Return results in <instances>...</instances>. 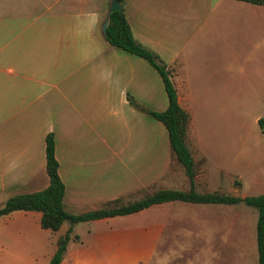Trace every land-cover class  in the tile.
<instances>
[{
	"label": "crops",
	"instance_id": "obj_1",
	"mask_svg": "<svg viewBox=\"0 0 264 264\" xmlns=\"http://www.w3.org/2000/svg\"><path fill=\"white\" fill-rule=\"evenodd\" d=\"M122 1L132 37L166 66L188 114L191 181L170 154L163 124L129 103L161 111L167 98L146 60L104 40L105 0H0V206L10 195L47 186L48 134L69 213L156 189L264 193V131L258 126L264 118V5ZM241 102L254 110L243 124L255 133H225L223 126H240ZM208 112L215 116L214 136L197 129ZM213 139L214 156L203 145ZM208 157L216 158L214 166ZM238 204L171 200L62 222L53 231L40 226L39 211L13 210L0 216V264H47L69 228L78 239L67 241L57 264H151L177 238H193L200 264H257L256 211L253 216Z\"/></svg>",
	"mask_w": 264,
	"mask_h": 264
},
{
	"label": "trees",
	"instance_id": "obj_2",
	"mask_svg": "<svg viewBox=\"0 0 264 264\" xmlns=\"http://www.w3.org/2000/svg\"><path fill=\"white\" fill-rule=\"evenodd\" d=\"M120 7L107 11L104 40L113 48L137 55L146 60L159 74L167 98L166 107L161 111H152L141 107L139 104L128 99L131 106L139 112L158 120L167 131L169 151L171 156L191 181L193 175L192 158L185 142L189 117L178 102L175 89L170 79V74L158 56L134 40L124 16L123 1L116 0ZM256 5H264V0H239ZM110 0H105L108 7ZM259 128L264 131V118L258 119ZM45 172L48 184L39 191L29 193H16L8 196L0 206V216L13 210L39 211L40 226L49 230H56L62 222L72 225L77 222L95 218L123 215L136 212L152 204L171 200H179L192 203H220L236 204L242 203L256 211L255 220V244L257 251V264H264V193L251 196H232L223 193H198L192 187L187 190L156 189L150 192L143 191L142 194L132 200L119 197L107 201L97 210L85 213H69L62 203L63 184L57 175V162L54 157V142L51 134L45 137ZM69 239L77 240L78 236L71 233L69 228L63 235L56 239V248L47 264H57L64 252L65 245Z\"/></svg>",
	"mask_w": 264,
	"mask_h": 264
},
{
	"label": "rangeland",
	"instance_id": "obj_3",
	"mask_svg": "<svg viewBox=\"0 0 264 264\" xmlns=\"http://www.w3.org/2000/svg\"><path fill=\"white\" fill-rule=\"evenodd\" d=\"M254 110H250L247 105L244 103V102H241L240 104V108L238 110V117L240 119V126H236L234 125V127H227V126H223L224 128V132L226 133V131L228 130H233V131H237L243 135V134H254L255 131H253L248 125H244L243 122L245 124L249 123V119L251 117H248V113L249 112H253ZM207 119L205 120L204 123L200 124L198 128H200V132L201 133H205V134H208V135H215L216 133V125H215V116L214 114L211 115L210 112L207 113ZM256 133H258L256 131ZM203 145L206 146L207 148V151L209 153H211V155L214 156V152H215V141L213 139V141H210L208 143H203ZM208 160V165L209 166H214L215 165V161H216V158L215 157H208L207 158ZM236 206H239L240 209H246L248 211H251L253 212V216L255 215V212H254V209L253 208H250L248 206H245L244 204H238ZM246 219L248 217H245ZM252 220H251V224H250V228H251V233L254 231V227H253V223H254V218L255 217H252ZM245 219V220H246ZM244 229V241H247L248 240V228L247 226L243 228ZM193 238H188V239H181V238H177L175 241H174V244L172 246V249H171V239H170V243L169 245H167L166 247H164V249H159V251H157V253H155L154 257H153V260L151 262V264H200L199 263V255H198V249L196 250L195 247L192 248V244H191V241H192ZM182 240H187L188 242V245L189 246H186L184 247L183 243H182Z\"/></svg>",
	"mask_w": 264,
	"mask_h": 264
},
{
	"label": "water",
	"instance_id": "obj_4",
	"mask_svg": "<svg viewBox=\"0 0 264 264\" xmlns=\"http://www.w3.org/2000/svg\"><path fill=\"white\" fill-rule=\"evenodd\" d=\"M120 6H121L120 3L117 2L116 0H110L108 10L112 11V10L119 8ZM106 22H107V19H104L100 26V33L102 36H104Z\"/></svg>",
	"mask_w": 264,
	"mask_h": 264
}]
</instances>
